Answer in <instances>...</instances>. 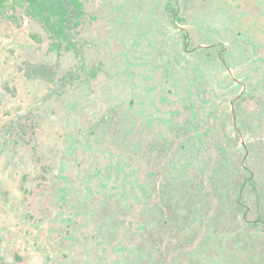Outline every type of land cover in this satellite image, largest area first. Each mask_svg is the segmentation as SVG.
I'll list each match as a JSON object with an SVG mask.
<instances>
[{"label": "rangeland", "instance_id": "1", "mask_svg": "<svg viewBox=\"0 0 264 264\" xmlns=\"http://www.w3.org/2000/svg\"><path fill=\"white\" fill-rule=\"evenodd\" d=\"M82 2L0 16V264H264V0Z\"/></svg>", "mask_w": 264, "mask_h": 264}, {"label": "trees", "instance_id": "2", "mask_svg": "<svg viewBox=\"0 0 264 264\" xmlns=\"http://www.w3.org/2000/svg\"><path fill=\"white\" fill-rule=\"evenodd\" d=\"M17 8L40 24L52 51H72L81 57L79 30L85 18L82 0H0V16L7 9Z\"/></svg>", "mask_w": 264, "mask_h": 264}, {"label": "water", "instance_id": "3", "mask_svg": "<svg viewBox=\"0 0 264 264\" xmlns=\"http://www.w3.org/2000/svg\"><path fill=\"white\" fill-rule=\"evenodd\" d=\"M227 70H228V72H231L229 67H227ZM234 80L238 82V80L236 78Z\"/></svg>", "mask_w": 264, "mask_h": 264}, {"label": "flooded vegetation", "instance_id": "4", "mask_svg": "<svg viewBox=\"0 0 264 264\" xmlns=\"http://www.w3.org/2000/svg\"><path fill=\"white\" fill-rule=\"evenodd\" d=\"M186 33V32H185ZM186 35V34H185ZM188 43V42H187ZM226 66V65H225ZM226 68H227V66H226ZM237 82V81H236Z\"/></svg>", "mask_w": 264, "mask_h": 264}]
</instances>
